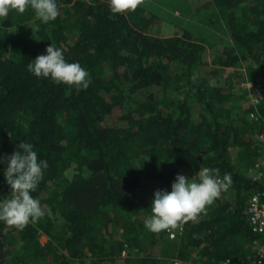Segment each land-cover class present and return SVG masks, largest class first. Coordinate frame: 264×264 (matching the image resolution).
Segmentation results:
<instances>
[{"label":"trees","instance_id":"1","mask_svg":"<svg viewBox=\"0 0 264 264\" xmlns=\"http://www.w3.org/2000/svg\"><path fill=\"white\" fill-rule=\"evenodd\" d=\"M58 5L60 15L46 24L30 7L0 18V156L24 140L49 164L32 193L45 214L23 228L0 221V264H107L125 248H137L141 264H167L161 252L170 245L175 256L205 264H240L254 255L246 205L263 186L247 169L259 148L251 142L256 154L245 171L229 154L232 145L249 147L247 132H264V123L249 117L247 93L245 105L226 107L224 123L213 98L225 97L219 87H207L205 45L192 34L162 36L161 21L140 6L113 14L108 0ZM205 6L225 22L230 40L214 63L241 62L246 83L264 88V0H207ZM51 43L87 69V89L28 71L27 63ZM129 93L141 101L127 106L122 99ZM258 111L264 112V97ZM66 160L76 163L72 177L63 174ZM199 167L216 168L221 178L229 174L232 198L222 191L206 212L173 229L180 233L174 240L167 230H147L154 191H170L178 173L190 178ZM0 194H10L2 171ZM38 231L48 237L45 245L36 240ZM13 232L23 246L11 253Z\"/></svg>","mask_w":264,"mask_h":264},{"label":"clouds","instance_id":"2","mask_svg":"<svg viewBox=\"0 0 264 264\" xmlns=\"http://www.w3.org/2000/svg\"><path fill=\"white\" fill-rule=\"evenodd\" d=\"M108 4L111 13L123 14L135 10L140 0H108ZM26 7L34 10L35 16L45 24L60 15L58 0H0V18L7 17L11 10L23 13ZM31 28L37 30V27ZM27 69L37 77L50 78L55 83L77 89H87L91 83L87 69L79 61H67L63 49L53 43L46 47L44 54L28 62ZM0 163H6V168L0 171L10 188V194L0 198V221L19 228L36 222L45 213L40 200L32 193L43 179L49 167L48 161L38 156L31 142L21 140L11 154L0 156ZM218 171L216 168L199 167L190 178L178 173L170 191L155 190L144 227L157 233L171 231L206 212L207 206L231 184V176L225 173L221 178ZM255 199L257 197L253 196ZM48 215H52L51 209H48Z\"/></svg>","mask_w":264,"mask_h":264},{"label":"rangeland","instance_id":"3","mask_svg":"<svg viewBox=\"0 0 264 264\" xmlns=\"http://www.w3.org/2000/svg\"><path fill=\"white\" fill-rule=\"evenodd\" d=\"M206 1L207 0H140L138 6L147 14H152L161 21L162 36L180 35L184 32H188L205 45L204 61L206 62V67L202 71V77L205 79L207 87L211 89L214 87L220 88L221 94L219 96L225 98L222 100L213 98V100L221 103L220 119L224 123H228L225 119L226 114H223L227 109L226 107H242L241 104L245 105V69L241 62L229 68H220L214 63L217 57L223 52L224 48L230 46V40L226 33L225 22L217 16L214 9L205 6ZM31 27H34L32 23L29 24V28L33 30ZM19 29H21V27L18 26L15 27V30H12V38L19 34ZM226 53L228 54V52ZM122 101L130 107L134 105L133 103L140 102L141 100L137 96H133L132 93H129L123 97ZM244 135V141L250 143L249 147L244 145H232L229 148V154L232 163L238 169L245 171L246 166L248 167L249 165L248 163L255 157L256 153L254 150L256 151V148L251 143L252 133L249 134L247 132ZM76 172V163L73 160H66L63 163V174L65 176L72 177ZM225 194L228 199L232 198L228 190L225 191ZM0 198H3L1 194ZM12 238L14 241L8 250L11 253L23 246V241L18 232H13ZM36 240L40 245H45L48 242V237L42 231H38ZM161 254L164 260L175 257V246H163ZM253 258L254 255L251 251L246 258L238 261L240 264H250ZM140 260L141 252L137 248H125V250H122L120 257L116 258L114 262L107 264H141L139 262ZM200 260L201 259L192 256L187 261L198 263L197 261ZM35 264H46V262L42 260Z\"/></svg>","mask_w":264,"mask_h":264},{"label":"built area","instance_id":"4","mask_svg":"<svg viewBox=\"0 0 264 264\" xmlns=\"http://www.w3.org/2000/svg\"><path fill=\"white\" fill-rule=\"evenodd\" d=\"M246 97L253 110L249 114L253 122L264 123V112L259 113L258 106L264 97V88L259 83H244ZM252 143L259 148L258 156L248 169L249 178L262 184L263 188L252 192L247 200L246 219L247 224L254 238L251 245L254 249V258L250 264H264V132L256 131L252 133ZM228 190V189H227ZM224 190V191H227ZM253 196L257 199L253 200ZM170 240L177 238L180 233L176 230L166 231ZM167 264H205L202 262L193 263L180 258H172ZM220 264H238L231 259H226Z\"/></svg>","mask_w":264,"mask_h":264},{"label":"crops","instance_id":"5","mask_svg":"<svg viewBox=\"0 0 264 264\" xmlns=\"http://www.w3.org/2000/svg\"><path fill=\"white\" fill-rule=\"evenodd\" d=\"M175 257H176V258H179V257H177V256H175ZM172 258H174V257H172ZM172 258H170V259H172ZM170 259H169V260H170ZM180 259H181V258H180ZM182 260H184V259H182ZM184 261H187V260H184Z\"/></svg>","mask_w":264,"mask_h":264}]
</instances>
